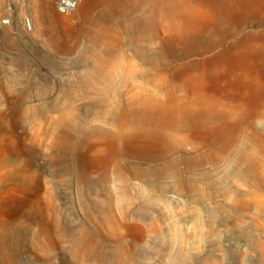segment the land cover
<instances>
[{"label": "rangeland", "instance_id": "1", "mask_svg": "<svg viewBox=\"0 0 264 264\" xmlns=\"http://www.w3.org/2000/svg\"><path fill=\"white\" fill-rule=\"evenodd\" d=\"M7 1L0 264H264V0Z\"/></svg>", "mask_w": 264, "mask_h": 264}, {"label": "built area", "instance_id": "2", "mask_svg": "<svg viewBox=\"0 0 264 264\" xmlns=\"http://www.w3.org/2000/svg\"><path fill=\"white\" fill-rule=\"evenodd\" d=\"M3 0H0L2 2ZM23 1V0H19ZM80 0H56L55 1V10L60 15H70L73 13L79 4ZM5 15L0 19V24L7 26L11 24L12 21V4L10 1L4 5ZM32 24H29V18L23 17L22 19V27L25 31L31 30Z\"/></svg>", "mask_w": 264, "mask_h": 264}, {"label": "bare ground", "instance_id": "3", "mask_svg": "<svg viewBox=\"0 0 264 264\" xmlns=\"http://www.w3.org/2000/svg\"><path fill=\"white\" fill-rule=\"evenodd\" d=\"M93 2H94V0L91 2L89 9H91V8H92ZM29 18H30V17H29ZM29 24H31V21H30V19H29Z\"/></svg>", "mask_w": 264, "mask_h": 264}]
</instances>
